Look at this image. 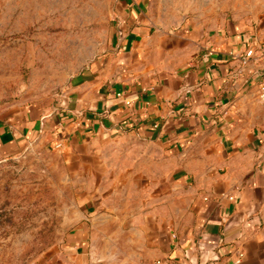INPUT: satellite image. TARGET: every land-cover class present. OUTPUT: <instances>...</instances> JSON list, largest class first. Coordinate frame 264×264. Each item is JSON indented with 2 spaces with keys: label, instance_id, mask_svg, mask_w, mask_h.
Listing matches in <instances>:
<instances>
[{
  "label": "crops",
  "instance_id": "crops-1",
  "mask_svg": "<svg viewBox=\"0 0 264 264\" xmlns=\"http://www.w3.org/2000/svg\"><path fill=\"white\" fill-rule=\"evenodd\" d=\"M117 17L107 48L58 106L0 116V162L46 144L83 173L85 194H117L121 178L120 194L137 196L121 207L130 220L91 212L40 264H264L260 65L242 63L264 41V12L170 27L144 0H122Z\"/></svg>",
  "mask_w": 264,
  "mask_h": 264
},
{
  "label": "rangeland",
  "instance_id": "rangeland-1",
  "mask_svg": "<svg viewBox=\"0 0 264 264\" xmlns=\"http://www.w3.org/2000/svg\"><path fill=\"white\" fill-rule=\"evenodd\" d=\"M121 1L0 0V116L30 106L49 110L58 106L71 78L107 48L120 25ZM144 4L160 26L170 27L186 17L214 26L226 16L264 12V0H144ZM85 182L82 172L69 168L66 156L46 144L1 161L0 264H40L61 247L63 236L93 213L100 218L111 214L113 220L132 218L135 212L121 207L131 206L137 196L120 194L116 186L122 185L121 178L113 180L117 194L111 187L102 195L85 194L89 190ZM93 196L97 205L91 210ZM107 204L117 210L107 211Z\"/></svg>",
  "mask_w": 264,
  "mask_h": 264
},
{
  "label": "built area",
  "instance_id": "built-area-1",
  "mask_svg": "<svg viewBox=\"0 0 264 264\" xmlns=\"http://www.w3.org/2000/svg\"><path fill=\"white\" fill-rule=\"evenodd\" d=\"M257 63L260 65V71L255 73L256 77V98L259 102L264 103V41L258 42L250 46L242 56V63ZM60 144L56 145L59 148ZM144 264H185L170 259L169 257H155Z\"/></svg>",
  "mask_w": 264,
  "mask_h": 264
}]
</instances>
